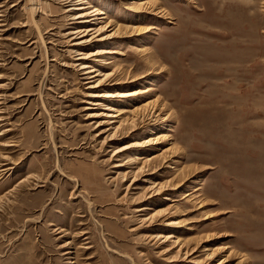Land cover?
Wrapping results in <instances>:
<instances>
[{"label":"rangeland","instance_id":"374dc122","mask_svg":"<svg viewBox=\"0 0 264 264\" xmlns=\"http://www.w3.org/2000/svg\"><path fill=\"white\" fill-rule=\"evenodd\" d=\"M77 1L0 0V264H264V0Z\"/></svg>","mask_w":264,"mask_h":264},{"label":"bare ground","instance_id":"6f19581e","mask_svg":"<svg viewBox=\"0 0 264 264\" xmlns=\"http://www.w3.org/2000/svg\"><path fill=\"white\" fill-rule=\"evenodd\" d=\"M81 1V2H80ZM78 0L74 5H75V7H71V8H69L67 11H71V10H82L80 13H78L77 14V16L75 17L76 19H82V20H80V22H90L89 20V18L90 17H93V16H95V15H97V14H101L100 13V11H98L97 9H95V10H91L90 12H88V10H89V8L91 7L90 5H84V4H86L85 2H84V0ZM78 2H80V3H78ZM71 4V3H70ZM80 4H83L82 6H80V7H76V6H78V5H80ZM93 8V7H92ZM103 18V17H102ZM104 18H106V17H104ZM81 30V29H80ZM76 31V33H80V34H82L79 38H82V37H84V36H86L87 37V35H88V33L91 31V30H93V29H91V28H87L86 30H81V31ZM104 30H105V28L103 29H98V31L99 32H96L97 34H96V36H99V35H101L100 33H102V32H104ZM73 32V31H72ZM84 33V34H83ZM78 35V34H77ZM101 38L103 39V40H106V39H110V38H112V35H103V36H101ZM100 38V39H101ZM91 40L92 39H89V38H86L84 41L83 40H81V42H79L80 44H82V43H85V42H91ZM102 40V41H103ZM78 43V42H77ZM81 52V51H80ZM118 52V51H117ZM116 53V51L115 50H111V51H107V50H104V49H101V51L100 50H97L96 52H94V53H92V55H88V56H101V55H105V54H115ZM81 56H82V54H81ZM87 56V57H88ZM84 66L82 67L83 69H86V71H85V74H88V76H87V79H89L88 80V82L87 83H92L93 81H91V80H93L94 78H95V76H96V74L95 75H93V76H90L93 72H95V68H94V66H88V65H86V64H83ZM98 75V74H97ZM110 75V74H109ZM105 78V77H104ZM102 83V81H98L97 82V84H95V85H92V86H89V88L91 87V88H94V87H98V86H100V84ZM143 92H145V91H143ZM123 94V95H122ZM134 94H138V92L137 93H134ZM133 94L132 93H130V94H128V93H118L117 94V92H116V95L114 94V95H109V93L107 92V94H105V95H103V96H106V97H110V96H112V97H121V96H132ZM94 96H97V97H101V95L99 94V95H94ZM102 96V97H103ZM95 104V103H94ZM107 109L108 110H110V111H116V109L115 108H113V107H107ZM107 116H113V114H107ZM3 134V133H2ZM149 143H150V141H149ZM6 144H8V143H6ZM149 145V144H148ZM7 146V145H6ZM15 146V145H14ZM145 146V144L144 143H141V142H139V141H133L132 143H130L129 145H124V146H122L120 149H118V151L117 152H121V151H124V150H136V149H138V148H141V147H144ZM116 152V153H117ZM154 157H156L155 155H153L151 158H154ZM145 157L142 155V154H139V155H136L135 156V158H134V161L135 160H143ZM146 160V159H145ZM134 161H132L131 163H133ZM149 161V160H148ZM6 170V169H5ZM7 171V170H6ZM152 183V182H151ZM157 187V186H156ZM151 188V187H150ZM153 188H155V186L153 187ZM152 188V189H153ZM163 189V190H162ZM166 190V188H164V186L162 187V186H160L159 188H157V189H155V193H154V195L156 196V195H158V194H160L162 191L164 192ZM169 236V235H168ZM173 235H170V237H172ZM167 238V237H166ZM67 252V251H66ZM65 253V252H64ZM71 262V261H70Z\"/></svg>","mask_w":264,"mask_h":264}]
</instances>
